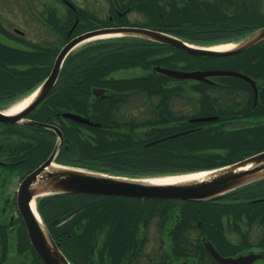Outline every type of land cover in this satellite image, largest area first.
<instances>
[{
    "label": "flooded vegetation",
    "instance_id": "flooded-vegetation-1",
    "mask_svg": "<svg viewBox=\"0 0 264 264\" xmlns=\"http://www.w3.org/2000/svg\"><path fill=\"white\" fill-rule=\"evenodd\" d=\"M148 1L155 5L154 15L142 10V4ZM222 1L225 0H106L113 13L108 16L110 27L145 28L143 26L147 24L151 30L160 31L198 22L191 17L178 16L183 7L201 3L209 13ZM229 1V7L233 8L244 0ZM245 1L250 4L246 7L247 13H253L252 2H257L259 9L264 11V0ZM97 4L98 0H0V48L18 45V37L24 36L4 19V10L10 6L22 14L26 23H35L42 33L41 28L47 29L46 24L52 18V8L63 10H58L53 17L59 18L60 22L72 20L80 23L86 22L79 16L86 11L84 7H97ZM91 13L95 15L94 11ZM135 16L143 21L131 18ZM261 18L264 21V15ZM47 33L50 34L48 29ZM40 41L43 46L49 45L43 38ZM249 57H242L244 63L240 65L250 71L251 75H246L253 80L261 95L256 102L247 94L248 87H251L244 81L247 95L238 92L236 96H215L231 82L210 78L206 88L208 95L169 97L166 105H153L149 111L146 98H118L117 103L111 105L106 130L112 135H142L148 126L154 125L150 130L160 134L176 133L181 128L212 134L263 132L264 41L258 43ZM23 96L8 103L0 100V112H7ZM93 97L101 100V95ZM49 101L47 95L23 119L57 126L63 137L58 149L60 154L68 149L65 131L60 127L67 122L61 112L60 120L50 118ZM41 109L43 112L39 116L37 111ZM210 116L217 117L211 122L218 127H213L211 122H194L196 118ZM58 141V135L48 128L0 122V264H45L30 241L25 217L19 207L18 188L26 175L47 160ZM235 198V208L232 209L227 207L231 202L219 198L192 202L115 197L106 201L109 207L103 230L99 226L97 209L100 200L85 199L84 203L79 199L73 209H64L59 217L45 221V226L62 252L66 245L62 236H69L68 231L74 228L80 264L88 261L91 264H264V194L245 199V194L239 193ZM247 202L253 206L248 208ZM35 209L39 210L37 200ZM57 228L62 236L55 234Z\"/></svg>",
    "mask_w": 264,
    "mask_h": 264
},
{
    "label": "trees",
    "instance_id": "trees-1",
    "mask_svg": "<svg viewBox=\"0 0 264 264\" xmlns=\"http://www.w3.org/2000/svg\"><path fill=\"white\" fill-rule=\"evenodd\" d=\"M229 2L226 1L225 4L230 6ZM152 3L153 1H148L142 4V10L154 15L155 5ZM183 8L177 13L178 16L200 19L201 22L189 23L186 27L170 32L183 36L196 45L210 46L237 41L264 25L246 22L245 19L252 13H247L245 5L230 9L227 7L217 12L210 10L209 13L198 6ZM70 15L73 17V13ZM85 15L81 14L80 17L84 18ZM107 21L82 22L76 27L73 35L108 26ZM53 22L50 24L53 25ZM56 25L61 38L57 46L35 45L31 49L0 48V100L7 102L16 94L29 92L47 77L61 44L68 40L66 33L72 25V20L58 22ZM250 51L243 54L246 55ZM239 56L215 59L231 61ZM208 58L193 57L169 46L133 38L98 41L72 52L65 59L58 81L49 95L50 118L60 120L59 113L69 111L97 121L103 127L94 128L66 120L67 123L60 127L65 131L68 149L58 154L57 162L112 175L156 177L212 170L263 151L264 131L225 134L199 131L145 146L149 142L168 136L169 133L160 134L148 128L142 135H112L106 130L110 120L108 113L118 98L131 95H145L147 98L161 96L163 100L159 102L163 105L167 102V97L183 93L182 86H169L166 81L171 80L170 78L153 72L154 66L171 62L186 63L190 60L197 63ZM118 71L131 73L128 76L115 77L114 74ZM93 88H104L108 93L113 92L114 96L100 101L92 96ZM233 89L236 88L231 86L227 90ZM42 112L43 109L37 111V115L41 116ZM239 193H244L245 199L253 198L256 194L262 196L264 180L232 191L223 197L231 202L227 207L235 208V195ZM79 199H83L84 203L85 199L100 200L97 204L99 210L103 207L107 209V204L103 205L102 202L110 198L84 195L51 196L38 202L39 212L45 221L50 222L59 217L64 209H73ZM246 206L250 208L252 205L247 203ZM58 233L63 235L60 228L55 230V234ZM68 234L67 237L62 236L66 243L62 249L72 264H80L76 255L74 228L69 230Z\"/></svg>",
    "mask_w": 264,
    "mask_h": 264
},
{
    "label": "water",
    "instance_id": "water-1",
    "mask_svg": "<svg viewBox=\"0 0 264 264\" xmlns=\"http://www.w3.org/2000/svg\"><path fill=\"white\" fill-rule=\"evenodd\" d=\"M74 26L71 28L69 34L73 31ZM106 35L139 38L172 46L193 56L227 57L239 54L256 45L259 41H262L264 39V27L239 42L234 43L230 49L226 50H216L213 47L194 46L178 38L147 29L103 28L86 32L70 40L59 51L48 77L36 90L24 109L15 115H8L0 112V122L21 123L19 121L20 118L28 114L51 91L58 78L61 65L69 52L78 44L86 40ZM156 70L171 77L194 79L199 81H206V77L211 75L232 76L249 81V79L242 74L233 71L180 72L159 67H157ZM103 92L104 90L102 89L93 90V94L95 95L102 94ZM253 94H255L256 98L258 93H256L255 90V93ZM63 116L82 124L90 126L97 125L93 124L86 118L72 113H63ZM212 119L213 118H201L198 119V121H209ZM22 123L31 126L50 128L58 134L59 141H62L61 133L55 126L40 124L33 121H24ZM190 132L192 131H185L172 135L168 138H176ZM58 146L59 144H56L53 152L42 165L22 180L18 189L19 207L25 217L30 241L36 253L45 264L70 263L62 255L49 233L40 224L38 218L32 210L31 203L38 197L54 194H86L205 201L264 178V152L247 157L220 169L210 171L202 178L196 180L194 179L178 183H149L123 179L80 169L54 166L52 164V160L56 154Z\"/></svg>",
    "mask_w": 264,
    "mask_h": 264
},
{
    "label": "rangeland",
    "instance_id": "rangeland-1",
    "mask_svg": "<svg viewBox=\"0 0 264 264\" xmlns=\"http://www.w3.org/2000/svg\"><path fill=\"white\" fill-rule=\"evenodd\" d=\"M96 6L97 7H94V6L93 7H90V6L84 7V9L87 10L86 13L88 15H91V12L94 11V14L98 17V19L104 20L107 17V15L109 14V8H108L106 0H98V4ZM58 10H59V8L57 9V11ZM59 11L62 12L63 10H59ZM263 15H264V11L254 10L253 13L250 14V16L245 20H246V22L248 21V22H252V23H256V24L257 23L261 24L262 22H264L263 19L261 18V16H263ZM131 18H134L135 20H138V21H143V19H140L139 17H136V16L131 17ZM4 19L11 23V27H15L24 33V40L27 39V41H30L33 43H39V42H41L40 40H42V38L45 40H47L49 38L48 41L55 43V45L59 44V42H60L55 37H53L52 35L47 33V29L41 28L42 29V33H41V30L38 29V26L35 23H33V22L26 23L22 19V14H18V10H15V8H12L11 6L8 7L6 10H4ZM87 21L94 22L95 17L91 16V18L87 19ZM92 41L95 42L96 40H92ZM92 41H87V42L82 43L77 48H75L74 51L81 49V47H84L85 45H87L89 43H93ZM225 64H226V61H224V60L215 59V58H212V59L208 58L205 60H201L200 62H197V63L190 60L186 63L185 62L184 63H171V64L164 63V64H161V66L165 67V68H176L178 70L186 71V72H193V71H210L213 69H219L221 67H225L224 66ZM129 73H131V72L123 73L120 76L121 77L128 76ZM120 76L115 75V77H120ZM217 78L221 79V77H217ZM218 95L224 96V94H220V93ZM135 101H137V100H132V102H135Z\"/></svg>",
    "mask_w": 264,
    "mask_h": 264
},
{
    "label": "bare ground",
    "instance_id": "bare-ground-1",
    "mask_svg": "<svg viewBox=\"0 0 264 264\" xmlns=\"http://www.w3.org/2000/svg\"><path fill=\"white\" fill-rule=\"evenodd\" d=\"M103 37H109V36L106 35V36H101V37H97V38H103ZM231 47H232L231 45H223V46L215 47L214 49H216V50H226V49H230ZM28 102H29V100L22 101L21 103L15 105L10 110V112L11 113H15V112L19 111L20 109L25 107ZM204 175H206V174L200 173V174H195V175L181 177V178H164V179L157 180V182L158 183H178V182H182V181H188V180H194V179L196 180V179L202 178ZM32 210H34V205L33 204H32Z\"/></svg>",
    "mask_w": 264,
    "mask_h": 264
}]
</instances>
